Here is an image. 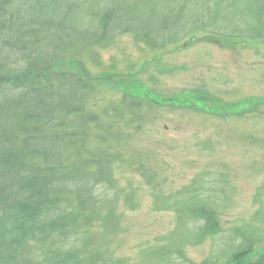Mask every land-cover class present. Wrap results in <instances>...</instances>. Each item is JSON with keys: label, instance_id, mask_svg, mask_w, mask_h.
<instances>
[{"label": "rangeland", "instance_id": "rangeland-1", "mask_svg": "<svg viewBox=\"0 0 264 264\" xmlns=\"http://www.w3.org/2000/svg\"><path fill=\"white\" fill-rule=\"evenodd\" d=\"M116 5L108 40L79 34L90 15L42 32V79H83L64 127L81 136L65 194L7 228L22 246L0 264H264V0L93 10Z\"/></svg>", "mask_w": 264, "mask_h": 264}, {"label": "trees", "instance_id": "trees-1", "mask_svg": "<svg viewBox=\"0 0 264 264\" xmlns=\"http://www.w3.org/2000/svg\"><path fill=\"white\" fill-rule=\"evenodd\" d=\"M95 1L0 0L2 260H15L11 251L22 246L19 238H9L7 228H34L42 209L57 204V195L65 194L61 180H66L64 175L71 170L70 156L78 149L81 136L66 132L64 127L66 117L79 112L78 98L87 95L83 79L67 73L60 74V84L42 79L48 69L33 66L41 53L42 32L74 29L77 18L90 15L100 28L79 34L86 40H108L114 19L120 17L119 6L96 12ZM38 160H44L45 168L37 165Z\"/></svg>", "mask_w": 264, "mask_h": 264}]
</instances>
